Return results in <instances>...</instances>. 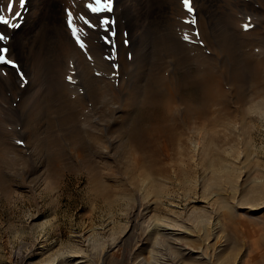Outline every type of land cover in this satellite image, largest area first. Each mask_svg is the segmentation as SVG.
I'll return each instance as SVG.
<instances>
[{"label": "bare ground", "instance_id": "bare-ground-1", "mask_svg": "<svg viewBox=\"0 0 264 264\" xmlns=\"http://www.w3.org/2000/svg\"><path fill=\"white\" fill-rule=\"evenodd\" d=\"M253 1L259 4L258 9H255L253 5L245 2H243L241 5L238 4L240 2H237L238 6L240 5L241 7H237V5L234 4V7L237 8L241 14L244 11L251 12L252 14L257 16L256 20L251 21L252 27L250 29L241 31L240 26L243 24V20H240L239 17H232L229 15V13L227 14L223 11L221 12L220 10L219 15L223 17L224 24L222 23V25H220V28L218 25L217 29V25L214 19L215 14L217 13L216 9L219 7L215 3V1L213 2V0H195L199 9V18H201L200 11H203V13L208 16V19L206 23H199V45L195 41L197 40V37H195L194 41H192L193 43L190 42V44H187L186 47L185 45L183 47V43L180 42L173 33L172 23L167 19L168 13L167 6L165 5V0H120L119 5L122 7L121 16L126 19L128 34L132 38H135L136 41L131 46L132 61L130 63H128L127 60L124 61V59L126 58L124 56V52L121 50V65L123 64L121 68L125 74L121 73L122 75H119L118 90L117 88L113 87V85L110 84L107 80H105L104 77L102 78L93 73V71L96 69L99 72L100 69L102 67L104 68L105 66V63L102 62V59L100 57V53H102L103 51L102 47H100L96 43H93L90 47H84L82 49L77 46L72 40H70L69 37H67L64 33L59 35L58 32H60L62 26V6L64 5V0H31L32 3L28 10L29 17L27 23L23 24L13 34L11 43L13 50L12 55L18 57L27 65L29 81L17 104V111L13 112L12 110H6L0 106V172L2 171V173L4 174L2 167H4L5 165L9 166L10 164H12L11 162H13L17 157L22 156L24 158L33 160V157L35 158L36 151L34 152L35 147H33L34 140L32 141V138H36L37 145L41 144V149L37 150V152H40L44 159H46L47 161H51V163H54L53 160L56 161L58 158L60 159L66 157L68 153H70L66 150L67 146L68 150L72 151L71 156L67 157L80 162V164L85 165V172L88 174L87 176L89 177V179L92 180V182H90L92 184L95 182V188L98 187L103 191H105L106 188V191H109V189L107 190V188H110L111 186H107L103 182V180L101 181V177L98 174H101L102 170H104V166L106 167L107 165H111L107 163V161L110 158H113V155L115 157V153L117 154V151H115V149H117L118 145L121 142L117 139V137L120 138V135L118 136L119 133L116 136V140L119 142L117 145V141L114 138L115 136L113 134L111 135H113L114 137L110 136L109 131L117 125H121V128L122 126L123 128H127V125H130V123L126 125L127 119L129 118H127L126 115L129 111H131L130 108L135 105V101L137 104V100H139L138 98H142V96H144L142 95V93H140L141 88L143 89L144 85L145 87L150 86H146L145 77L148 78L149 75H147L146 72H151L152 68H148L149 71H146L145 67L152 62V67H155V73L156 71L157 73L156 76L153 77V80L150 79V84H152V81L154 84L156 83L155 88L157 91L152 87L153 84L150 87H152V90L154 89L156 93L159 92L158 95L162 94L161 96L165 95L167 96V98L162 99V101L156 102L154 101L156 100V97L153 94L154 96H151L155 97L152 99V101L155 102V105L153 103L151 104L154 107L160 106L165 117L171 120L180 119V121L183 122V125L187 127L188 136L187 140L182 142L181 135L179 134V136L176 138L177 141H174L177 142L178 146L176 147H174V145L173 147H171V144L169 147V145L163 139V142H160L152 151L150 150V152H147L144 155L137 156H132L131 154L127 153L129 150L125 149L127 147L124 142V145H119L122 147V153H127V155H124L127 157H125L124 159V156L122 154L121 155L123 157L121 155L120 156L122 158L119 157V152L117 158H121V163H123V161L130 162L129 165L126 162V165L128 167L126 166L127 168L125 167L126 169L124 170H126V174L132 180L130 185H128V189L131 190L130 192H133L134 195L133 198L131 196L132 193L127 191L121 192V195H124V197L121 196L123 199L127 197L128 199L133 198V208H131L133 212L131 215L134 217L133 219L131 218L130 225L124 228L121 236L124 237L126 235H131L134 224L138 221V218L136 219V217H139V219H141L144 223L147 221H151V223L148 222V225L152 224L150 225L152 226V234L159 233V235L166 237L167 241L169 243H172V245L178 244V234H183L185 236L191 235L189 228H187L185 224V222H189L187 218H193L195 220V223L199 224V226L202 225L203 228L204 226H208L207 231L204 232L208 237H211L213 235V231H215V228L218 225H221V221H223V219L221 221L217 219L215 222H213V220H215H212V217L214 215H212L213 212L215 213V215L217 214V216H222L224 219L227 218V221H231L230 218H232V216L240 214L239 211L242 212L241 216H246L248 219L250 218L252 221L254 220L253 222H256V220L261 217L264 218V161L258 158V155L256 156L255 151L250 149L245 153L243 152L245 158H243L242 163H244V165L242 163L239 164L240 162L238 163L239 165L235 164L236 158L235 160L231 158L234 160V162L232 160H227L226 157H224L225 159H223L221 158L222 156L220 157L219 155H216L215 152L210 151V148H208L209 150L206 151L207 153L209 152L208 154H205L207 156L202 157V154L207 148L206 146L208 145L206 144V146H204V141L208 139L206 142H214V138L212 139V136L213 134L216 135L218 133L216 128H222L226 130V132L228 131V134L230 135L231 133L233 135L238 134L240 136L238 138H241V141H243L242 143L240 142V140H237L239 143L244 144L245 147H253L250 142V138L246 136L249 135L250 132L248 134L244 133L247 128H249L252 124L254 127L255 124L250 120V118L247 121L245 117L247 115H250L248 113H259L260 116L264 115V0H251V2ZM158 18L160 19L159 24L156 23L159 22ZM173 25L178 27L179 24L173 22ZM190 37L193 38L192 36ZM246 49H249V54L245 51ZM161 52L163 55H160ZM236 57H246L248 59L249 57L251 59L252 57L254 58V62L252 61V65L250 66V72L253 71V77H250L249 74L248 76H245L247 75L244 71L245 69H243V71L234 73V78L230 77L231 73L229 71V64L233 63ZM155 58H159L157 65H155V63L153 65V60H156ZM71 59L74 60V67L77 68L78 75L81 77V80L79 82L80 87L76 85H70L66 81L65 75L70 70L68 62ZM126 64H128L127 66L130 65L132 67V69H130V72L127 67L124 66ZM192 64L196 65L197 71H195L198 74L197 76H200V80H196L200 82L199 86L202 85V89L204 91L203 94L205 96L204 97L202 95L205 99H203L204 105L200 104L199 108V104L197 103V101V106L196 104L193 106V104L191 105V103H187V105L184 106L181 103L184 106L182 107L180 103H177L176 97H173L172 92H169V89L171 87L169 88L170 85L166 81V78L169 81L173 80V78H176V75L178 74L177 72L180 68H183L186 65H189L190 68V65ZM245 64H247V62H245ZM198 67L199 69H202L199 70ZM106 69L107 68H105V70ZM183 69L186 70V68ZM183 69L181 70L184 71ZM111 70L112 69H109L108 71L112 72ZM249 70H247V73H249ZM166 71H168L167 75ZM189 71H191V69H189ZM219 71H222L226 75V77L223 76L222 79H229V89H225V86L227 85H224L225 83L221 82L218 75H216V73ZM149 74H152V72ZM153 74L151 75V77L153 76ZM191 74L193 75L194 72ZM178 75L177 78L179 79L180 76L178 77ZM194 75L196 76V74ZM192 77L191 79H189L190 81L193 80ZM149 78L147 80H149ZM174 82L172 83L174 84ZM192 82H194V80L191 81V83ZM13 83L14 82H12L11 80L5 81L0 76V95L4 100H15L17 94H19L17 91L18 89L15 88ZM141 83H144V85L142 84V86ZM193 85H196V83H194ZM149 91L152 92L151 88ZM50 93L57 94L58 98L57 107L59 106V108H57L58 110H56L59 113L58 121H60L58 122V124H60L57 129L58 131H53V129L51 130L49 128L50 126L53 127L51 123H54L52 120L55 117L54 115L57 114L55 113L56 111L54 112L50 108L52 106V102H48V100L46 99L47 95L50 96ZM55 94H51V96L55 97ZM109 96H111V98H108ZM179 97L180 100L178 99V101H181V96ZM157 99L159 98L157 97ZM203 100L201 99L202 102ZM183 101L187 102L186 100ZM48 103L51 105L50 107ZM61 103L65 104L62 105ZM231 103L234 104L232 110L233 114H231L232 116H228V114V117H225L226 115H223L225 112L222 111L229 108ZM221 104L225 106H223L224 109H221L219 107L222 106ZM137 105L139 106V103ZM49 108L50 110H52L49 114H54L52 115V117L54 116L53 118H50V115L48 116ZM156 108L159 109L158 107ZM117 114L118 116H115ZM163 114H161L163 120L161 119V121H159L157 119V121L161 123L160 124L159 122H157V126L158 124L160 127L163 125L162 121H164L165 118H163ZM69 115L71 116L69 117ZM130 115L134 114L131 113ZM217 115H220V117H217ZM72 117L74 119V122H72V124H75V128L66 126L65 124L67 122L65 118L70 120V118L72 119ZM117 118H119V120H117ZM155 118L156 116L154 117V120ZM63 120H65V122H63ZM68 123L70 124V122ZM132 124L133 123H131V126L133 127L135 124ZM200 124L202 125V127H199ZM164 125H166L165 122ZM16 127H19L24 131L23 136L18 135V128L16 129ZM237 128H241L240 133L234 134L233 130ZM164 129L166 128H163L162 130ZM239 129H237L236 132H239ZM168 131L171 132V130ZM73 132L75 134L74 140L70 139L72 138L70 136ZM196 132L200 133V135L203 137L205 135L207 137L206 139L202 138L204 144L200 146L201 148L203 147V149L206 147L204 150L202 149L203 151H198V148L196 147L199 145L195 142L196 138L194 137V135L196 134L194 133ZM224 132L222 130V135H224L223 137L225 139V135L227 133ZM242 133L245 135L244 137L241 136ZM139 134L141 135V133ZM170 135L172 134H169V136ZM232 136L231 138L236 137ZM18 137L24 138V142L21 143L20 146H22L23 148H28V146L26 145V143H28L33 147V151L31 150L29 153L27 152V156L22 153L19 145H16L14 143L16 141L15 138ZM171 137L172 136H170V138ZM242 138H244V140H242ZM197 140L201 141V137L198 138L197 136ZM233 140L235 141L236 139L233 138ZM124 141L126 142V140ZM187 141L191 146V149L188 146L190 149L189 152L191 151L190 155L192 153L191 158L193 161H195V163H197L196 160L198 159L197 156L199 157V153L201 154V159L206 158L207 160V167H205V169L208 168L209 172H203L205 171V169L201 172V174L203 173L202 176H200L202 177V185L200 184L202 186L201 191H204V193L207 192V197L210 194H214L215 198H211V202L203 201L205 203L203 204V206L196 207L195 205L192 206V204V207L190 206L188 210L187 218H183L184 220L187 219V221H184L180 220L179 216L177 219V215H175L176 217L174 216L175 218L170 217L166 214L162 216H160V214L158 215L159 211L158 213L155 212L157 211L155 210V202L157 199H154L158 197V199L160 198L159 200H161L162 195L163 197L166 195L165 197L167 199V196L170 195L169 192H167L169 186L167 187L165 182L167 180V165L165 168V165L163 166L162 164V167L159 163H161L162 158H168L171 161L173 159L180 158V156L183 157V154H185V150L186 152L188 151L187 149L182 150L184 147L183 143H186ZM47 142L49 144V151L46 150L45 152H43L44 150H42V147L46 145ZM200 146L199 150H201ZM29 148L31 147L29 146ZM129 148L130 147H128V149ZM241 148L239 149L242 150L243 148ZM235 150L239 151L237 146ZM231 152L233 153L234 149ZM234 153L236 154V152ZM180 170L178 169L177 172L180 173ZM182 171L186 173V171L188 170H184L182 167ZM182 171L180 174H182ZM45 174L46 173L44 172V175ZM241 174L244 179H242V181H240L239 183V180H241ZM184 179L185 181L187 180V178ZM189 180L190 183H192L191 179ZM188 183L189 181L187 182V184L185 182L187 186L189 185ZM185 184L184 186H186ZM194 186L195 185L191 186L193 187L192 189H195ZM98 188L96 189V191L98 190ZM183 188L185 189V187ZM189 190L191 189L189 188ZM186 191L188 194H190L187 189ZM224 191H227V194ZM186 194L184 195L186 196ZM98 195H100L101 197V194ZM98 195L96 193V196ZM150 195L154 196L155 198L151 199ZM106 199L108 198L104 196L105 201H107ZM113 201L115 202L116 199H108V203H106L110 206L114 203ZM160 203H162V201ZM212 204H214L213 209ZM210 206H212L211 209H209ZM168 230H170L169 233H167ZM123 237L122 239H124ZM166 238H164V240H166ZM244 239L245 238H243L242 241ZM243 244L244 253L238 259L236 258L237 260H235V263L233 264H249L251 261H255V259L253 258L254 255L258 253L257 247H259V243L258 245H256V242L253 239H249L244 240ZM183 246L184 248L188 249V253H186V255H188L187 257L192 260L191 262L194 261L200 264H213L211 260L212 256L210 258L207 255L206 248L201 247L199 249H194V247L192 248L187 245ZM41 250H46V248L42 246ZM80 253L81 251H70L67 256H62V254H59L60 256H58L60 257V259L63 258L66 260L65 262L63 260L64 263L73 262L74 264H89L90 262H86V260L83 259L84 256ZM179 254L183 255L184 253L179 252ZM154 258L146 256L142 259L143 261L145 260V264H158L159 261ZM182 259L171 257L170 254V257L167 258V264H180L181 262H179V260ZM183 260L185 261L186 259ZM53 261H55V259H51L47 264H52ZM56 264H58V262ZM141 264L143 263L141 262Z\"/></svg>", "mask_w": 264, "mask_h": 264}, {"label": "rangeland", "instance_id": "rangeland-1", "mask_svg": "<svg viewBox=\"0 0 264 264\" xmlns=\"http://www.w3.org/2000/svg\"><path fill=\"white\" fill-rule=\"evenodd\" d=\"M119 1L120 0H113V8L110 13L94 14L85 7V5L87 3L92 2V0H64V5L62 6V9H63L62 26H61L60 32H58L59 35L64 33L67 37H69L70 40H72L78 46L75 39L71 35V30L68 28L67 23H66L67 12L68 11L72 12L74 25L78 29L79 28L84 29V34L81 35L80 39L84 43L85 47H90L93 43H96L103 49L102 53H100V57L102 59V62L105 63V66L104 68L102 67L99 72L96 69L93 71V73L102 78L104 77L105 80H107L110 84L113 85V87L117 88L118 90H119L118 88L119 75L121 73L122 74L124 73L121 68L123 66V64L121 65L122 63L121 62L122 58L120 57L121 50L124 52V56L126 58L124 59V61L127 60V62L130 63L132 61L131 60L132 59L131 46L136 41L135 38H132L128 34V28L126 27V19L121 16L122 7L119 5ZM214 1L219 7L216 9L217 13L215 14V19H214L217 25L216 27L217 29H218V25L220 28V25H222V23L224 24L223 17L219 15V10L227 14L229 13V15L232 17H239L240 20H243V24L240 26L241 31L250 29L252 27L251 21L256 20L257 16H255L251 12L243 11V13L241 14L239 10L234 7V4L237 5V7H241L240 5L243 2H245V3H249L253 5L255 9H258L259 4L257 2H254V1L251 2V0H228V1L213 0V2ZM8 2L9 0H0V8H3L5 10L6 15H7L6 9H7ZM237 2H240L238 3L240 4L239 6ZM31 3H32L31 0H27L25 9H19L18 0H14L15 10L22 11L23 19H22V22H20L21 26L27 23V20L29 17L28 10L31 6ZM165 5L167 6V13H168L167 19L169 22L172 23L173 33L176 36V38L180 42L183 43V47L184 45L186 47L187 44H190V42L194 41L195 37H197V40L195 41L198 43V40H199L198 35H200V32L198 31L199 30L198 27L200 26L199 23L200 22L206 23L208 16L204 14L203 11L202 12L200 11L201 18H199V13H198L199 9H198V6L195 0H191V6L193 8L192 13H189L186 11L182 3V0H165ZM80 15L85 16L86 19H88L90 22H92L94 25H97V26L93 28H88L87 25L83 23V21L76 19V17ZM102 18H107L110 21H112V23L108 26L109 28L108 32L104 30V27L99 26L100 19ZM158 20L159 22H156V23L159 24L160 19L158 18ZM188 21H194V22L190 23ZM173 22L178 23L179 24L178 27L173 25ZM245 25H248V27L245 28ZM19 28L11 29L5 25H0V32H3L8 36L7 41H0V47H7L9 49L6 56L8 59L12 60L17 65V68L15 69L8 65H0V76L5 81L11 80L12 82H14L13 85L15 86L16 89H18L17 91L19 93L17 94V97L15 98V100H4L2 96L0 95V106L6 110H12L13 112L17 111V104L20 100L21 95L25 91L26 86L29 81L27 65L21 59L12 55L13 50H12L11 43L13 39V34ZM111 33H114V35ZM185 35L188 36L187 40L184 39ZM190 36H192L193 38H191ZM245 51L248 54L250 53L249 49L248 50L246 49ZM160 55H163L162 52L160 53ZM155 59L156 60H153V65L154 63L155 65L158 64L157 62L159 61V58L158 59L155 58ZM253 60H254L253 57L252 59L250 57L249 59L246 57L244 58L236 57L235 61L233 62L235 64L233 63L229 64V71L231 73L230 77L234 78V75H235L234 73L243 71V69H245L244 71L247 74L245 76H248L249 74L250 77H253V74H252L253 71L250 72L251 71L250 66L252 65L251 62ZM73 62L74 60L72 59L69 60L68 62L70 70L65 75L66 81L70 85H76L80 87L79 82L81 80V77L78 75V70L77 68L74 67ZM245 62H247V64H245ZM127 65L128 64L124 66L127 67V69L130 72V69H132V67L130 65L129 66ZM186 66L183 67V68H186V70L183 68H180L178 70L177 73L179 75L176 73L178 77L180 76L179 79L177 78V75H176V78H173V80H170V81L167 80L166 78L167 83L170 85L169 88L171 87L170 88L171 91L169 89V92H172L173 97H176L177 103H180V104L182 103L184 106L187 105V103L189 104L191 103V105L193 104V106L195 104L196 106L199 104L198 105V108H199L200 104L204 105V100H205L203 98L204 91L202 89V85L199 86L200 82L197 81L200 78V76L199 77L197 76L198 74L196 72L197 68L195 64L190 65L191 66L190 68H189V65H186ZM105 68H107L108 70L112 69L111 70L112 72H109L107 69L105 70ZM148 68H152L151 72L152 74L154 73L152 77H151L152 74H149L151 72L148 70ZM154 68L155 67H152V62L145 67L146 71H149V73L145 71L146 74L149 75L148 78L149 77L151 78L147 80L148 78L145 77L146 83L144 82L146 86L147 85L151 86L153 84L152 86L153 88H155L156 83L154 84L152 81V84H150V79L153 80V77L156 76L157 71L155 73ZM181 69H183L184 71H182ZM189 69H191L192 72L189 71ZM247 70H249V73H247L248 72ZM166 72L165 73L167 75L168 71ZM184 72L185 73L187 72L186 75ZM193 72L194 74H196V76L193 74L195 76V79H194V76L191 74ZM221 72L222 71L217 72L216 75H218V77L220 78L219 80L221 82L225 83L224 85H227L225 86V89H227L228 87H230V85L228 84L229 79L227 78L222 79L223 76L226 77V75L223 72L221 74ZM21 74H23V77H24L23 80L21 79ZM69 76H71L72 78L71 82L68 79ZM191 77L194 80V82L192 83L191 81L193 80L191 81L189 80L191 79ZM147 81L149 84L147 83ZM164 82H165V79H164ZM172 82H174V84ZM144 83H141V85L142 84L144 85ZM194 83H196V85H193ZM188 84H191V85H188ZM150 86L145 87L144 85L143 89L141 88L140 93H142V95H144L145 97L141 95L142 98L139 97L138 98L139 100H137V104L139 103V106L136 104V101H135L134 103L135 105H133L130 108L132 112L129 111L127 113L126 117L127 118L129 117L128 118L129 120L127 119L126 125L128 123H130V125L129 126L127 125V128L126 127L123 128V126L121 128V125L120 126L117 125V126H114L113 129L110 130L111 132L109 131L110 133L109 135L110 136L114 135L115 137L114 136L113 137L115 138V140H116L117 134L119 133L118 136L120 135V138L117 137L118 141L119 140L121 141L120 142L121 146L124 145L125 143L127 147L125 149L129 150L127 153L131 154L132 156L144 155L147 152H150V150L152 151L153 149L157 147V145L160 142H163V139L166 141L169 147H170V144H171V147H173V145L174 147H176L178 145H177V142H174V141H177L176 138L179 136V134L181 135L182 142L187 140V136H188L187 127L183 125V122H181L180 119L171 120L165 117L160 106L154 107L151 104L153 103L155 105V102L152 101L153 98L156 97V100L154 101L157 102V101H162V99H166L167 96L165 95L161 96L162 94L158 95L159 92L156 93L154 89L152 90V87ZM150 88L152 92L149 91ZM51 94L54 95L55 93L54 94L50 93V96ZM153 94L155 95V97H153L154 96ZM55 95H56L55 97L51 96V98L49 95H47V98H46L48 102L49 101L52 102L51 105L53 106V108L49 103L48 104H49V107L51 106L50 108L54 112L58 110L57 108H59V106L57 107L58 105L57 94ZM179 96H181V99H182L181 101H178V99L180 100ZM157 97L160 100L157 99ZM108 98H111V96H109ZM147 99H149L152 102H150ZM201 99L202 100L204 99L203 102L201 101ZM183 100H186L187 102ZM196 101L198 104L196 103ZM64 104L65 103H63L62 105ZM150 105L153 107H151ZM183 105L182 107H184ZM221 105L222 106H219V107L222 109L224 105L223 104ZM156 107H158L159 109H157ZM230 107L227 108L226 110L223 108L224 110L222 112L226 113V114L225 113L223 114V115H226L225 117H228L231 114H233L232 110H233L234 104L231 103ZM50 108H49L48 116L50 115V118H51L52 115L54 114H49L52 111L50 110ZM55 113L58 114V115L57 114L54 115L58 119L53 116L54 118L52 117L53 118L52 121L55 124L51 123L53 127L52 126L49 127L51 130L53 129V131L57 130L58 127L60 126V124H58V122H60L58 121L59 113L57 111ZM129 113L130 114L133 113L134 115H130ZM161 114L164 115L163 118L165 117L164 121H162L163 128L167 129V130L164 129L165 131L162 130L163 128L162 126L160 127L159 124L158 126L156 125L157 122L161 121L162 119ZM248 114L250 115L249 116L247 115L245 117L246 120L248 121L250 118V120L254 122L255 126L253 127V124H252L249 128L246 129L244 134L246 133L248 134L250 132L249 133L250 136L249 135H246V136L250 138V142L253 147H250V148L245 147V145L242 144L243 141H241V138L240 139L238 138L240 137L238 134L233 135L231 133L230 135L228 134L229 133L228 131L226 132V130L222 128H216L219 135L217 131H216L217 133L216 135L213 134L212 139L214 138V142L212 143L206 142L208 139L204 141L205 144L203 143L202 138L206 139L207 138L206 135L203 137L200 135V133H197V132L194 133L196 135L193 134L196 140H197V136L198 138L201 137L202 142L198 140L197 142L195 140V142L199 144L198 146H196L198 148V151H203L207 147L206 148L207 150L206 149L204 150L202 157L207 156L205 155L207 153L206 151H208L209 150L208 148H210V151L215 152L216 155H219L220 157L222 156L221 158L225 159L224 157H226L227 160L229 161L232 160L233 162L236 158V161L238 162L235 161V164H238L239 162H240L239 164H241L243 161V158H245L244 153L247 150L251 149L255 151L256 156L258 155L257 156L258 158L264 161V115L260 116L259 113H256V114L254 113L255 115L253 113H248ZM70 116L71 115H69V117ZM115 116H118V114ZM155 116L156 118L154 120ZM217 117H220V115L219 116L217 115ZM157 119L159 121H157ZM65 120L67 121L65 123L66 126H71L75 128L74 127L75 124L74 123H73L74 125L72 124V122H74L73 117L72 119L70 118V120L72 121L66 118ZM65 120H63V122H65ZM117 120H119V118H117ZM68 122H70V124ZM164 122L166 125H164ZM131 123H133L132 125L134 124L135 125L132 127ZM44 124H45V121H44ZM19 127H16V129L18 128L17 130L18 135L23 136L24 131L20 129ZM199 127H202V125L200 124ZM237 129L233 130L234 134L240 133L241 128L238 130L239 132H236ZM168 130H171V132ZM222 130L223 132L225 131L227 133L226 135L229 136L230 138L225 135L226 138L224 139L223 137L224 135H222ZM139 133H141V135ZM72 134L70 136L72 138L70 139L74 140L75 134L74 132ZM169 134H172L170 135L172 136L171 138ZM244 134L242 133L241 136L244 137L245 136ZM232 135L236 137H233ZM231 136L236 140L234 141L233 138H231ZM172 138L173 139L175 138V139L173 140ZM15 139L16 141L15 142L12 141V142H14L16 145H19V148L21 149L24 155H26L27 152L29 153L33 149V147H35L34 152L36 151L35 152L36 155H35V158L33 157L34 161L30 160L29 158L27 159V158L20 156V157H17L16 159L14 158L15 160L11 162L12 164H10L9 166L5 165L4 167H2L1 165L2 170L4 171V174L2 173V171L0 172L1 173L0 175V264H28V263L47 264L49 263L51 259H55V261H53L52 264H56L57 262L58 264H69V263L74 264L73 262L64 263L66 260L63 258L60 259L59 257L60 256L59 254H62V256L63 255L67 256V254H69L70 251H81L80 254L84 256L83 259L86 260V262L89 261L90 262L89 264H139V263L141 264V262L145 264L144 263L145 260L143 261L142 258L146 256L147 257L150 256L151 258L155 257L154 259L159 261L158 264H163V263L167 264L168 263L167 258L170 257V254H171V257H176L178 259H182V258L186 259L185 260L186 262L183 259L179 260V262H181L180 264H189V263L200 264L194 261L191 262L192 260L187 257L188 255H186V253H188L187 251L188 249L184 248L183 245H187L192 248L194 247V249H199L201 247L206 248L207 255L210 258L212 256L211 260L213 264H215V262L216 264H233L235 263L234 261L237 260L244 253V248H243L244 240H249V239H253L256 242V245H258L259 243L258 245L259 247H257L258 253L254 255V258H253L255 259V261H251L250 263L251 264L253 263L264 264L263 263L264 262V221H263L264 218L263 217L257 219L256 222H253L254 220L252 221L250 218L249 220L246 216H241L242 212L239 211L240 214H237L239 216L237 215L232 216V218H230L231 221H227L228 220L227 218L226 220L222 216H217V214L215 215V213L213 212L212 215L213 214L214 215L212 217V220L215 219L213 220V222H215L217 219H219L220 221L223 219V221H221L222 223L221 225H218L215 228V231H213V235L211 237H208L207 234L204 233L205 231H207L208 226L207 227L204 226L203 228V226L200 225L201 226L200 227L199 224L195 223V220L193 218H187L188 210L192 204H193L192 206L195 205L196 207L203 206V204H205L203 201L211 202V200L215 198L214 194L213 195L210 194L207 197V194H206L207 192L204 193V191H201L202 190V186H201L202 177L200 176H202L203 174V173L201 174L202 170H204L205 167H207V160L206 158H204L205 160L202 158L203 159L202 160L200 156L201 154L199 153L198 154L199 157L195 155L198 158V159L196 158L197 163H195V161H193L191 158L192 156V153L190 155L191 151L189 152V150L191 149V146L188 141H187L188 143L186 142L188 145L186 143H183L185 148L183 147L182 150H185V149L188 150L187 152L185 150V154L187 155L183 154L184 158L180 156V158H178L179 160L173 159L171 161L168 158L167 159L162 158L161 163H159L161 166L162 164L163 166L165 165L164 166L165 168L167 165V170H168V171L166 170L167 180L165 179L166 180L165 182H166V186L167 187L169 186L168 187L169 189L167 188L168 189L167 192H169L170 195L167 196V199L165 197L166 195L164 197L162 195L161 200H159L160 198L158 199V197L155 198L154 196L150 195L151 199H154V198H155L154 200L157 199L155 202L157 206L155 204L154 205L156 207L155 210H157L155 212L158 213L159 211L158 215L160 214V216H162L166 214L173 218H175L176 217L175 215H177V219L179 216L180 220H184L185 218L189 220V222H185V224H186V227L189 228L191 235L185 236L183 234L182 235L178 234L177 235L179 237L178 244L172 245V243H169L167 241L166 237L159 235V233L152 234V229H151L152 226H150L152 224L148 225L149 224L148 222L151 223V221H147L144 223L141 219H139V217H136V219L138 218L137 219L138 221L137 223L134 224V228H133L131 235L129 236L126 235L124 237L121 236L122 232L124 231V228L130 225L131 218L132 219L134 218L131 215L133 212L131 208H133L132 199L134 198V195H133V192H130L131 190L128 189V185H130L132 180L126 174V170H124L128 167L126 165L127 161L126 162L123 161V163L125 164L121 163L122 162L121 158L124 155H127V153H122L123 151L122 147L119 146L120 144L118 145L119 142L117 140L116 141H117L118 147L117 149H115V151H117V154L115 153V157L113 155V158H110L112 161L110 159L107 161V163L111 164L110 165L111 168L108 165L106 167L104 166V170H102L101 174H98L101 177V178L99 177L100 180L101 181L103 180V182L107 186L109 185L111 187L107 188V190L109 189V191H106V188H105V191H103L100 188H98L96 185V187L98 188L97 191L100 190L99 192H97L96 191L97 188H95V185H94L95 182L92 184L91 183L92 180L89 179V177L87 176L88 174L85 172V169H84L85 165L80 164V162H77L67 157V156L70 157L72 153V151L68 150L67 146H66V150L70 153H68L66 157H63L60 159L58 158L56 161L53 160L54 163H51V161H47L46 159H44V157H42V154L40 152H37V150L41 149V144L37 145L36 138H32V141L34 140L33 147L32 145L26 143L25 141L28 148L27 147L23 148L22 146H20L21 143L24 142V138L18 137ZM124 140H126V142ZM237 140L238 141L240 140V142L242 143H239ZM242 140H244V138H242ZM231 143H234V144H231ZM236 143L237 144L239 143V144L237 145ZM202 144H204V146H206V144L208 145L203 149V147L201 148ZM46 145L42 147V150H44L43 152H45L46 150L49 151L48 142ZM29 146L31 148H29ZM188 146L190 147V149ZM199 146L201 150H199ZM236 146L239 151L235 150ZM241 146L243 149L241 148ZM128 147L130 148L128 149ZM239 148H241L243 151L240 150ZM133 149L137 152H135ZM233 149L237 155L234 152H233L234 154L231 152L233 151ZM117 155L119 157L121 156L122 157L117 158ZM125 157L127 156H124V159ZM231 158H233L234 160ZM238 158L240 161L238 160ZM127 164L129 165L130 162H127ZM242 164L244 165V163ZM182 167L184 170L186 169L188 171H186L185 173L184 171H182ZM178 169L179 170L181 169L180 173L182 171V174L177 172ZM206 169L203 172H206V171L209 172L208 171L209 169L208 168ZM44 172L46 173L45 175H44ZM183 174H185L186 176ZM184 178H187V180L185 181ZM240 178L241 180H239V183L240 181H242V179H244L242 174ZM189 179H191L192 183H190ZM188 181H189L188 183L189 185L187 186L186 184ZM184 184L187 186V188L186 186H184ZM191 184L195 185L194 188L196 190L192 189L193 187L191 186L193 185ZM183 187H185V189ZM189 188L191 190H189ZM186 189L189 191L190 194L187 193ZM122 191H127V192L132 193L131 196L133 198L128 199L127 197L123 199L122 197H124V195H121ZM182 192L184 194L187 193L188 195L186 194L185 196ZM224 192L227 194V191H224ZM96 193L97 195L101 194V197L100 195L96 196ZM104 196L108 199L115 198L116 203L113 201L114 203L109 206L107 204L108 199H106L107 201H105ZM161 201L162 203H160ZM213 205L214 204H212V206ZM212 206H210L209 209H211ZM213 208L214 206L212 207V209ZM187 219L184 221H187ZM194 224H195V227H194ZM169 232L170 230H168L167 233ZM122 237L124 239H122ZM164 238H166V240H164ZM243 238L245 239L242 241ZM42 246H44L46 250L42 251L41 250ZM219 251H221L222 253ZM179 252L181 253L183 252L184 254L181 255L179 254Z\"/></svg>", "mask_w": 264, "mask_h": 264}, {"label": "snow or ice", "instance_id": "snow-or-ice-1", "mask_svg": "<svg viewBox=\"0 0 264 264\" xmlns=\"http://www.w3.org/2000/svg\"><path fill=\"white\" fill-rule=\"evenodd\" d=\"M27 0H18V6L19 9H25ZM182 3L186 9L187 12L192 13L193 8L191 6V0H182ZM85 7L94 14H101V13H110L113 8V0H92V2L87 3ZM7 15L5 14V10L3 8H0V25H5L8 28L11 29H17L21 26L23 15L22 11L15 10L14 8V0H9L7 4ZM76 19L83 21L85 25H87L88 28L96 27L97 25H94L92 22H90L88 19L85 18V16L80 15L76 17ZM188 22H194V21H188ZM67 26L71 30V35L75 39L76 43L80 48H84L85 45L81 41L80 37L84 34L83 28H77L73 23V13L68 11L67 12ZM112 23L107 18L100 19L99 26L104 27V30L106 32L109 31L108 26ZM248 25H245V28H247ZM114 35V33H111ZM185 40L188 39V36L185 35ZM8 36L0 32V41H7ZM9 51L7 47H0V65H8L12 68H17V65L10 59L7 58L6 54ZM21 79L23 80V74H21ZM69 81L71 82V76L68 77Z\"/></svg>", "mask_w": 264, "mask_h": 264}]
</instances>
